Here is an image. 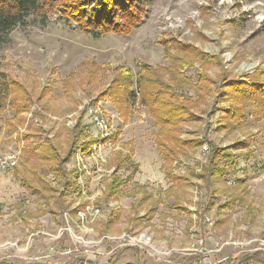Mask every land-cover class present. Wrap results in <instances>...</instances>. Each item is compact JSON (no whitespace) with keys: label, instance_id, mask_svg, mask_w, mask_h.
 Returning <instances> with one entry per match:
<instances>
[{"label":"rangeland","instance_id":"rangeland-1","mask_svg":"<svg viewBox=\"0 0 264 264\" xmlns=\"http://www.w3.org/2000/svg\"><path fill=\"white\" fill-rule=\"evenodd\" d=\"M145 9L141 24L127 37L106 35L95 39L70 30L55 14H48L46 20L27 16L0 40V72L25 88L32 101V109L23 115L26 122L17 127V132L6 123L14 122L13 111L0 113V162L16 156L14 167H0V264H208L207 259L218 249L215 238L225 240L229 232V249L248 248L264 254L263 194L254 191L256 199L246 195L255 219H248L252 221L250 228L240 227V236L236 237V228L245 211L242 206L233 203L220 212L218 209L229 193L237 192L236 179L244 181L248 192L255 187L264 189V112L262 119L256 120L249 110L242 129L228 130L217 123L218 117L222 124L226 122L223 112L217 111L227 107L220 100L221 86L264 67V0H152ZM165 37L193 45L218 61L206 71L217 84L210 87L207 98L196 99L199 106L195 116L182 124L179 134L182 140L197 139L203 144L189 160L181 159L176 173L185 174L188 167L198 173L209 156V142L229 150L236 158L229 170L234 173L222 181L209 179L199 186L190 233L185 231L186 216L176 217L169 208L174 199L189 206L194 179L181 190L165 192L170 182L160 168L162 160L154 144L157 128L147 110L139 107L136 99L128 121L122 123L109 102H95L109 86L116 66L129 68L134 74L137 59L166 66L162 49L154 44ZM186 77L194 85L195 70L188 69ZM185 93L194 97L192 90ZM96 104L110 119L112 133H119L118 142L89 157L78 154L67 164L69 171L81 174L72 180L75 185L65 197L56 194L39 199L26 191L14 171L20 170L31 183L35 161L24 152L30 146L16 137L29 134L33 146L51 142L65 151L68 130L80 118L88 135L98 136L85 109ZM242 142L248 146L236 147ZM123 146L125 150L131 147V159L138 169L118 198L105 201L101 191L112 171L106 165L114 151ZM39 168L40 178L57 188L59 180ZM131 171L120 168L117 173L123 180ZM210 199L214 206L203 213ZM83 206L93 209L87 214ZM96 209L99 213L95 217L91 212ZM77 210L83 212L80 219L75 215ZM205 216L208 222L202 220ZM140 239L141 243H136ZM159 247H168L165 255L160 254ZM175 254L180 256L177 261L172 258Z\"/></svg>","mask_w":264,"mask_h":264},{"label":"trees","instance_id":"trees-1","mask_svg":"<svg viewBox=\"0 0 264 264\" xmlns=\"http://www.w3.org/2000/svg\"><path fill=\"white\" fill-rule=\"evenodd\" d=\"M151 1L0 0V40L20 25L27 16H37L46 20L48 14H55L57 20L70 30L88 34L95 39L106 35L127 37L141 24L146 15L145 5ZM154 44L162 49L164 60L168 63L166 66H152L137 59L134 62L136 74L129 68L116 66L109 86L99 94L95 102H109L122 123L128 121L133 105H137L136 99L138 106L147 110L157 128L154 144L162 160L161 171L171 183L169 189L183 186L196 176L203 181L224 180L230 173H234L233 169L232 172L229 170L236 164V158L228 153L229 150L216 147L211 142H209L211 149L206 164L198 173L195 174L193 167L186 168L185 174L176 173L181 159L189 160L203 144L197 139L182 140L179 134L182 124L195 116L194 110L199 106L196 104L197 100L207 98L210 87L217 84L206 75V71L218 64V61L195 46L182 43L172 37H165ZM188 69L195 70L194 85L186 77ZM186 90H192L194 97H189L185 93ZM220 95V100L227 103V107L217 108V111L223 112L226 118V122L222 124L218 117L217 123H221L220 127L223 126L228 130L242 129L250 111L254 112L256 120H261L264 112V67L257 68L251 75L226 81L220 88ZM194 98L197 100L195 101ZM31 103L25 88L0 72V113L8 109L13 111L14 122H6L12 131L17 132V127L24 125L26 119L23 115L32 109ZM68 135L65 151L51 142L33 146L29 143L31 138L29 134H19L16 137L30 146L29 151L24 152L35 163L30 171L34 176L31 183L23 178V174L20 175L18 169L14 171L15 177L19 178L21 186L26 191L36 194L39 199H49L56 194L65 195L66 191L68 192L75 185L72 180L77 178V172L69 171L67 164L77 154L90 156L93 147L100 142L116 144L119 137L118 132L112 133L104 140L90 137L82 123V118L68 130ZM247 144L238 143L236 147L245 148ZM39 166V169L45 168L59 180L57 188L40 178L42 175L36 170ZM109 166L113 167L114 171L102 195L105 201L117 198L121 188L132 179L133 172L138 168L132 161L130 152H122V150L113 153ZM120 168L127 171L131 168L133 171L122 180L117 174ZM243 183L244 181L236 179L234 187L244 186ZM237 198L231 196L228 203L236 201ZM175 205V208L180 209L178 203Z\"/></svg>","mask_w":264,"mask_h":264},{"label":"crops","instance_id":"crops-1","mask_svg":"<svg viewBox=\"0 0 264 264\" xmlns=\"http://www.w3.org/2000/svg\"><path fill=\"white\" fill-rule=\"evenodd\" d=\"M124 148L125 147L123 146L122 148H120L118 150H115V151L122 150V152H130L131 153V151H132L131 147H128V149H126V150ZM112 156H111V158H112ZM111 158L109 159V161L107 162V165H106V168H107L108 171L109 170H112L110 172V174L107 176V179H110V175L114 171V168L109 166V163L111 161ZM160 168H161V165H160ZM80 174H81V172L80 173L79 172L77 173V178H79ZM77 178H75L74 180L76 181ZM191 180H193V181H191L192 184L194 185V188L193 189H196L197 190V193H198L199 186H201L203 180L201 178L199 179L197 176L196 177H193ZM75 181H72V182L74 183ZM102 187H104V186H102ZM170 187H171V183H170ZM182 187L183 186L174 187V188H172V190L168 188L165 192L166 193L167 192L168 193L169 192L170 193H174L176 190H179V189L181 190ZM140 189L141 190H144V189L146 190V187H141ZM235 189L237 190V192H235V193H229V196L227 197V201H225L224 204L219 205L218 206V209H219V212H220L221 210L227 209L229 207V205H231L233 203H237V204L241 205L242 208L245 210L244 213H242L243 215H241V218H240V220L238 222V224H240V226H239V228H236V237H237V236H240V234L242 232L241 229H240V227H242V225H244L247 228H250L251 227V224H252L251 223L252 221H248V219L249 218H252V220L255 219V217L253 215L254 209L252 208V206L250 205V203L248 202V200L245 198L246 195L249 194L248 197L250 199H253V198L256 199V197H254L252 195V194H255L253 192L256 191V190H258L257 191V194H259V195L263 194L264 195V189H260V188L255 187V188L251 189L250 192H248V187H247V189H245L244 186H238V187L236 186ZM249 189H250V187H249ZM103 192L104 191H101V194L102 195H103ZM189 193H190V199H191V203L189 204V206H185L178 199H176V200L174 199V202L170 206L169 210L171 212H175L176 217H180V216H183V215L186 216V218H187V226H185V231L190 233V230H191L192 225H193V219H194L193 218V215L197 213V210L194 211V209H192V206H194L195 203L198 202V199H197V196H196V198H194L192 189H189ZM119 195H118V197H119ZM231 196H234V197L237 196L238 198H237L236 201H234V202L231 201V202L228 203L229 198H231ZM63 197H65V195H63ZM176 203H178L180 209L175 208L176 207V205H175ZM213 206H214V201L210 199L209 200V203L206 204L205 209L204 210L202 209L203 213L206 210L211 209ZM195 207H196V205H195ZM135 220H137V219H135ZM202 220H203V218H202ZM219 226L220 225H217L216 226L217 229H218ZM216 234H217V236H220V233L219 232H217ZM231 235H232V233L229 232L228 233V238H226L225 240L223 239L221 241H218L215 238V241L214 242L218 243L217 244L218 245V249L216 250V253L214 255H211L210 256L211 257L210 259L207 257L208 258L207 261H209L208 264H229V262H228L229 259L231 260L230 264H264V254L263 253H259L255 249L250 250L248 248H245L246 250H240V251L234 250V249H229L228 242L227 241L229 240L230 237H232ZM211 240H212V237L210 238V241ZM246 242H248V241H246ZM166 249H168V247H159L160 254L161 255H165L164 252L166 251ZM177 252H179V250ZM240 253H241V255L239 256ZM237 256H239V258H241V259H239ZM172 258L173 259L176 258V261H177L178 258H180V256H178V255L175 254V256H173ZM235 259H237V260H235ZM204 262H206V260H204Z\"/></svg>","mask_w":264,"mask_h":264},{"label":"built area","instance_id":"built-area-1","mask_svg":"<svg viewBox=\"0 0 264 264\" xmlns=\"http://www.w3.org/2000/svg\"><path fill=\"white\" fill-rule=\"evenodd\" d=\"M85 109H86V114L89 116L91 123L96 128V130L98 131L97 137L101 140H104V139H107L108 137H110L112 134L110 119L103 112V108L99 104H96L95 106L87 105ZM111 145H113L111 142H106L105 144L100 142L96 146L93 147V153H95L96 150L101 151L102 147L110 148ZM206 147H207L206 144H204L202 146V150L205 151ZM93 153L90 156H92ZM15 159H16L15 155L8 157L4 161L0 162V167L3 169L8 168V167H14L15 166ZM192 192H193L194 198H196L197 190L193 189ZM85 206H83L82 210H83V212H87V214H89L90 213L89 210H92L93 208L89 207V206H88V208H86ZM84 209H86V210H84ZM74 210H76V209H74ZM83 212L77 210V212L75 214L76 217L80 219L83 215ZM98 213H99L98 209L91 212V214L94 215L95 217L97 216ZM203 219L205 222L209 221V219L206 216L203 217ZM107 238L113 239V240H123V237H120V238H115V237L109 238V237H107ZM140 238H142V237H140ZM136 243H141V239L139 241L136 240ZM95 244H97V243H95Z\"/></svg>","mask_w":264,"mask_h":264}]
</instances>
